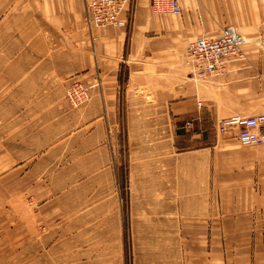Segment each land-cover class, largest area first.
<instances>
[{
	"label": "crops",
	"instance_id": "1",
	"mask_svg": "<svg viewBox=\"0 0 264 264\" xmlns=\"http://www.w3.org/2000/svg\"><path fill=\"white\" fill-rule=\"evenodd\" d=\"M20 3V45L0 48V155L36 204L30 243L62 247L68 195L84 206L108 184L118 246L138 222L136 246L179 248L169 262L264 264V144L214 143L209 132L216 118L264 114V48H245L220 75L198 77L186 62L194 39L264 22L256 3L180 0L175 15L131 0L120 24L92 29L85 0ZM73 80L90 86L77 108L65 96Z\"/></svg>",
	"mask_w": 264,
	"mask_h": 264
},
{
	"label": "rangeland",
	"instance_id": "2",
	"mask_svg": "<svg viewBox=\"0 0 264 264\" xmlns=\"http://www.w3.org/2000/svg\"><path fill=\"white\" fill-rule=\"evenodd\" d=\"M207 1L218 3V0H202L203 5ZM228 2L230 5L244 4L246 6L256 3L255 11H260V16L264 19V0H228ZM20 5V0H0L1 49L20 45L19 32L27 28L25 21H22L23 16L20 12ZM254 17L257 18L256 15L248 17L250 19L249 23L243 24L247 27L245 30H250V35L252 33L251 30H259L260 34L264 36V22L256 27V23L252 22ZM227 26L235 28L245 38L243 44L244 52L248 48H264V37L262 39H251L248 33H242L233 24ZM186 62L192 66L197 76L200 77L201 75L197 73V68L189 62L187 55ZM214 75L206 74L205 76ZM70 105L74 108L82 106H73L71 103ZM215 120L209 128L214 143L216 139H227L229 142H238V144L243 145L237 139V128L229 126L222 131H217L215 130ZM260 127L256 131L262 135L259 131ZM121 140L122 136H118V142ZM196 145L198 146L199 144L197 143ZM117 158L122 163L124 159L122 146L117 150ZM13 180L14 175L10 154L0 155V264H189L186 261L169 262L168 258H179V248H162V251H164L163 255L158 253L157 247L136 246L135 243L142 234L141 231H138V222H135L136 226L133 227L134 231L132 234L134 239H130L128 244L124 246H118L120 221L119 214L114 213V209L120 204L119 193L116 202L113 199L110 200L108 198V184L103 186L101 192L94 193L98 197L100 195V199L98 197L89 200L85 199L84 206L82 200L68 195L65 200L66 208L69 209L66 227L67 236L62 247L44 248L39 245L35 246L34 240L31 242L33 243L31 246L29 213L31 208L33 210L36 208V204L34 200L26 196L21 197L23 192L28 190L29 184L15 183ZM88 189L90 188H87L86 185L81 188L82 191H87ZM71 212L75 213L71 214ZM134 218L139 217L134 216ZM163 256L165 262L161 260Z\"/></svg>",
	"mask_w": 264,
	"mask_h": 264
},
{
	"label": "built area",
	"instance_id": "3",
	"mask_svg": "<svg viewBox=\"0 0 264 264\" xmlns=\"http://www.w3.org/2000/svg\"><path fill=\"white\" fill-rule=\"evenodd\" d=\"M156 12H170L180 15V0H150ZM131 0H85L84 24L88 29L116 26L120 24V15L130 8ZM244 39L233 27L225 26L213 38L198 37L188 44L186 55L199 75L222 74L226 64L231 61L246 60L243 51ZM89 88L78 80L70 82L65 90L67 100L73 106H80L89 99ZM264 125V114L241 117L233 115L215 120V130L222 131L226 127L237 128V139L243 145L260 146L264 143V135L256 129Z\"/></svg>",
	"mask_w": 264,
	"mask_h": 264
},
{
	"label": "bare ground",
	"instance_id": "4",
	"mask_svg": "<svg viewBox=\"0 0 264 264\" xmlns=\"http://www.w3.org/2000/svg\"><path fill=\"white\" fill-rule=\"evenodd\" d=\"M156 12V11H155ZM158 13H168V12H158ZM170 13V12H169ZM171 14H173V13H171ZM175 15H177V14H175ZM109 27V26H108ZM98 28H101V27H98ZM103 28H105V27H103ZM244 40H245V38H243ZM87 86V85H86ZM90 89V88H89ZM89 96H90V94H89ZM90 98V97H89ZM89 100V99H88ZM83 105V104H82Z\"/></svg>",
	"mask_w": 264,
	"mask_h": 264
}]
</instances>
